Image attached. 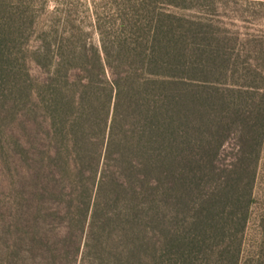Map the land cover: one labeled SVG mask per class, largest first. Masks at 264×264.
<instances>
[{"label":"trees","instance_id":"trees-1","mask_svg":"<svg viewBox=\"0 0 264 264\" xmlns=\"http://www.w3.org/2000/svg\"><path fill=\"white\" fill-rule=\"evenodd\" d=\"M83 5L0 0V264H264V0Z\"/></svg>","mask_w":264,"mask_h":264},{"label":"rangeland","instance_id":"rangeland-1","mask_svg":"<svg viewBox=\"0 0 264 264\" xmlns=\"http://www.w3.org/2000/svg\"><path fill=\"white\" fill-rule=\"evenodd\" d=\"M67 1H75L77 2V7L73 11L74 17H76L78 20L82 21V26L86 30H91V25L89 22V19L85 15H87V10L85 8V5H83L84 0H67ZM48 3V9H52L54 7V4L56 3V0H47ZM233 4L229 5V9ZM243 6H254L253 4H244ZM257 7V5H255ZM230 11V10H229ZM45 23V21H43ZM236 24L239 26L240 31H253L255 29H262L264 25V19L263 20H257V19H250L248 22L242 23V22H236ZM3 179L2 175L0 174V196L3 191ZM264 211V146L262 147L261 153H260V160H259V166H258V172L256 177V182L253 189V204L251 208V215L249 218V222L247 225L246 230V243L252 244V242L258 237L259 234V222H260V216L262 212ZM2 240L1 234H0V241ZM1 246V242H0Z\"/></svg>","mask_w":264,"mask_h":264}]
</instances>
